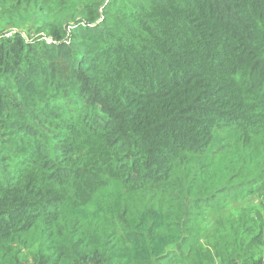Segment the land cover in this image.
<instances>
[{
	"label": "trees",
	"instance_id": "trees-1",
	"mask_svg": "<svg viewBox=\"0 0 264 264\" xmlns=\"http://www.w3.org/2000/svg\"><path fill=\"white\" fill-rule=\"evenodd\" d=\"M0 264H264V0H0Z\"/></svg>",
	"mask_w": 264,
	"mask_h": 264
},
{
	"label": "rangeland",
	"instance_id": "rangeland-1",
	"mask_svg": "<svg viewBox=\"0 0 264 264\" xmlns=\"http://www.w3.org/2000/svg\"><path fill=\"white\" fill-rule=\"evenodd\" d=\"M258 204L259 198L255 193H253L250 194L245 201L231 203L223 213L209 211L203 221V225H207L209 231L205 234V238L202 240V250L211 249L213 252V245L215 241L214 235L222 229V227H224L230 218H236L241 212H246L248 209L258 206ZM208 235H213V237H208Z\"/></svg>",
	"mask_w": 264,
	"mask_h": 264
}]
</instances>
